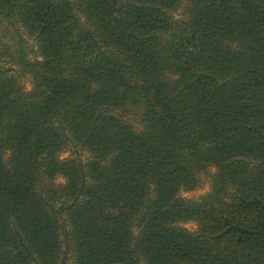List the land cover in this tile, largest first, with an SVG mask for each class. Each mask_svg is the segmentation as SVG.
Returning <instances> with one entry per match:
<instances>
[{"label":"trees","instance_id":"obj_1","mask_svg":"<svg viewBox=\"0 0 264 264\" xmlns=\"http://www.w3.org/2000/svg\"><path fill=\"white\" fill-rule=\"evenodd\" d=\"M0 29V264H264V0H0Z\"/></svg>","mask_w":264,"mask_h":264},{"label":"rangeland","instance_id":"obj_2","mask_svg":"<svg viewBox=\"0 0 264 264\" xmlns=\"http://www.w3.org/2000/svg\"><path fill=\"white\" fill-rule=\"evenodd\" d=\"M9 30H2L0 29V44L1 42H3L5 40V36H8ZM23 83H24V87L26 90L30 89V83L23 79ZM69 152H64L61 154V158H67L69 157ZM58 183H63L64 180L62 178H58L57 179ZM209 187H210V183H209V177L206 175H202L201 176V180H200V185L198 186L197 189L192 190V191H186V192H182L181 193V197L185 198V199H191V200H197L200 197L204 196L208 191H209ZM181 226L183 228H185L188 231L194 232L196 230V225L193 222H185L182 223Z\"/></svg>","mask_w":264,"mask_h":264}]
</instances>
